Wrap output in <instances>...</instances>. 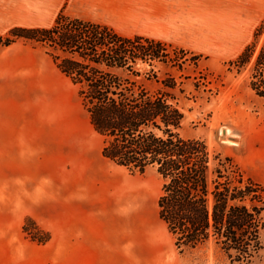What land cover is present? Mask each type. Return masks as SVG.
I'll list each match as a JSON object with an SVG mask.
<instances>
[{"label":"crops","instance_id":"0c3cea01","mask_svg":"<svg viewBox=\"0 0 264 264\" xmlns=\"http://www.w3.org/2000/svg\"><path fill=\"white\" fill-rule=\"evenodd\" d=\"M206 3L0 0V13L12 28L49 29L63 13L107 26L123 37H144L202 52L205 48H196L194 41L203 45L210 41ZM254 27L250 23L245 33L250 35ZM218 29L223 43L222 27ZM228 31L229 43L232 36L237 42L236 27ZM44 50L16 43L0 46V264L150 262L149 256L144 259L133 251L135 211L141 209L134 187L124 181L122 167L103 157V140L90 119L99 149L92 154L89 147L71 143V128L79 125L69 116L66 83L71 81ZM72 86L82 106L78 89ZM253 164L249 178L264 187V138L253 148ZM27 217L51 234L47 244L27 238L23 230Z\"/></svg>","mask_w":264,"mask_h":264},{"label":"trees","instance_id":"16d2710c","mask_svg":"<svg viewBox=\"0 0 264 264\" xmlns=\"http://www.w3.org/2000/svg\"><path fill=\"white\" fill-rule=\"evenodd\" d=\"M262 24L256 31L259 38ZM23 40L43 46L77 87L82 106L103 140L102 155L131 174L153 170L162 181L158 216L180 252L213 243L227 264H252L263 250L264 187L246 177L231 157L182 136L185 114L175 76L158 65L178 66L169 46L120 36L107 26L61 13L49 29L16 27L0 46ZM182 56L187 52L179 50ZM194 61L198 56H194ZM252 65L250 87L264 98V43L248 45L230 63ZM28 239L47 244L51 234L27 217Z\"/></svg>","mask_w":264,"mask_h":264},{"label":"rangeland","instance_id":"374dc122","mask_svg":"<svg viewBox=\"0 0 264 264\" xmlns=\"http://www.w3.org/2000/svg\"><path fill=\"white\" fill-rule=\"evenodd\" d=\"M206 5L212 25L210 41L206 45L194 41L196 48H205V51L168 45L172 58L184 62L183 67L180 70L177 64L158 65L157 70L162 78L173 75L178 80L179 86L174 92L185 114L182 136L205 141L211 152L231 157L245 176L252 178L253 148L264 138V98L258 97L250 87L252 65L239 69L230 63L251 43H256V53L263 45L264 31L259 38L255 33L264 24V0H207ZM250 23H255V27L247 35L245 29ZM218 27H222L223 43L217 36ZM235 27L238 41L233 43L232 36L229 43L226 32ZM11 29L0 13V36H8ZM241 38L243 40L239 41ZM16 46L44 50L41 45L23 40ZM179 50L187 54L182 56ZM194 56H198L197 61ZM66 84L69 116L79 124L78 129L71 128V143L77 148L89 147L93 154L99 149V143L93 138L88 114L75 88L70 82ZM121 169L124 181L134 187L135 201L137 197L141 205V209L135 211L133 251L135 255L141 253L144 259L150 257V262L144 260L143 264H227L213 243L178 251L164 223L158 218L155 221L162 187L160 177L153 170L133 175ZM262 241L264 247V232ZM252 264H264V248Z\"/></svg>","mask_w":264,"mask_h":264},{"label":"bare ground","instance_id":"6f19581e","mask_svg":"<svg viewBox=\"0 0 264 264\" xmlns=\"http://www.w3.org/2000/svg\"><path fill=\"white\" fill-rule=\"evenodd\" d=\"M228 134L231 136V133L228 131ZM235 145V143H233Z\"/></svg>","mask_w":264,"mask_h":264}]
</instances>
